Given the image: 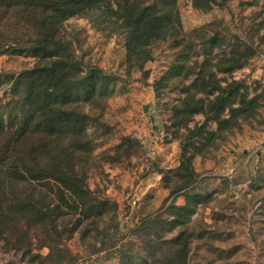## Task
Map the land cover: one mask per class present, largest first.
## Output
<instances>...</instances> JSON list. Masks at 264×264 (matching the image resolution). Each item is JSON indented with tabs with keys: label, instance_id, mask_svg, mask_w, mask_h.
Here are the masks:
<instances>
[{
	"label": "rangeland",
	"instance_id": "374dc122",
	"mask_svg": "<svg viewBox=\"0 0 264 264\" xmlns=\"http://www.w3.org/2000/svg\"><path fill=\"white\" fill-rule=\"evenodd\" d=\"M176 7L180 44L170 39L154 43L151 60L141 68L128 67L124 33L117 23L103 22L97 10L63 24L83 72L96 67L107 79L106 98L91 111L86 129L90 154L82 170L87 186L118 206L115 229L111 224L97 239L81 243L76 235L66 242L75 256L73 264H119V251L129 248L145 257L144 238L159 241L179 228L160 232L155 219L144 221L169 217V205H182L194 193L199 202L183 225L190 231L188 264H264V0H216L201 9L191 0H177ZM9 29H0V37L13 33ZM22 30L16 34L26 37ZM233 49L251 55L244 65L218 72L216 78L222 85L239 82L247 98L254 99L253 113L239 117L223 139L194 158L191 186L171 192L180 185L175 169L186 127L205 121L197 113L186 127L178 126L173 106L184 97L204 57L229 55ZM35 61L29 51L0 50V104L17 98L14 79ZM215 126L214 121L206 124L207 129ZM198 139L193 138L196 144ZM147 225L146 231L136 232ZM0 257V264L29 260L28 254L2 242Z\"/></svg>",
	"mask_w": 264,
	"mask_h": 264
},
{
	"label": "trees",
	"instance_id": "16d2710c",
	"mask_svg": "<svg viewBox=\"0 0 264 264\" xmlns=\"http://www.w3.org/2000/svg\"><path fill=\"white\" fill-rule=\"evenodd\" d=\"M191 1L199 9L216 4V0ZM176 2L0 0V29L13 31L1 35L0 50L29 51L36 58L31 68L14 79L12 90L17 98L0 104V242L28 254L26 264H73L75 256L66 242L76 235L81 243L106 235L109 225L115 229L118 210L115 201L87 186L82 170L90 154L86 129L93 119L91 111L106 98V77L96 67L83 72L63 24L75 15L97 10L95 15L103 22L117 23L124 33L128 67L141 68L151 60L154 43L170 39L180 44ZM19 28L26 37L16 34ZM248 56L233 49L229 55L204 57L193 82L184 88V97L173 106L178 126L186 127L197 113L205 121L193 129L186 127L188 134L175 169L180 185L171 192L191 186L194 158L223 139L238 125L239 117L253 113L254 99L247 98L239 82L222 85L216 78L218 72L244 65ZM209 121L216 123L215 129L206 128ZM197 136L198 144L193 140ZM199 198L194 193L182 205H169L171 218H147L145 224L155 219L160 232L179 229L159 241L144 238L145 257L131 248L120 250L119 264H188L190 231L183 225ZM148 228L139 227L136 232ZM42 249L44 254L39 252ZM6 264L19 263L9 260Z\"/></svg>",
	"mask_w": 264,
	"mask_h": 264
}]
</instances>
